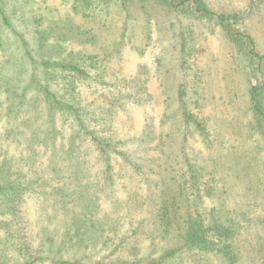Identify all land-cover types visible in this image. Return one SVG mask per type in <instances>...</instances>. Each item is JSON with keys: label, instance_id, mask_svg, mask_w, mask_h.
<instances>
[{"label": "rangeland", "instance_id": "obj_1", "mask_svg": "<svg viewBox=\"0 0 264 264\" xmlns=\"http://www.w3.org/2000/svg\"><path fill=\"white\" fill-rule=\"evenodd\" d=\"M87 2L0 0V186L26 184L0 207V264L154 262L181 247L152 233L180 196L242 225L238 264H264V0ZM53 62L83 71L69 85Z\"/></svg>", "mask_w": 264, "mask_h": 264}, {"label": "trees", "instance_id": "obj_2", "mask_svg": "<svg viewBox=\"0 0 264 264\" xmlns=\"http://www.w3.org/2000/svg\"><path fill=\"white\" fill-rule=\"evenodd\" d=\"M87 3H90L91 0ZM94 1V0H92ZM102 1V0H101ZM103 1H121L123 0H103ZM158 3L164 5H174V7L181 6L185 4L188 0H181L180 2H174V0H155ZM198 1V0H195ZM174 3V4H172ZM197 3V2H196ZM220 22H225L226 19L223 16H219ZM91 58H88L87 61L84 60L83 63L86 64ZM54 70L57 68L68 69L66 73L65 80L68 81L69 85H72L73 77L70 73L71 71H83L80 70V63H71V62H53L46 63ZM65 72V71H64ZM30 85V84H29ZM36 85V84H35ZM39 91H43V94L46 95V87L38 86ZM49 93V92H48ZM47 93V95H48ZM53 101L50 102L51 98H47L51 107L54 108L55 104L59 105L60 110H70L74 112V120L80 122V127L83 129L84 123L81 117L76 114V109L67 102H61L59 98H56L55 95H52ZM54 103V105H53ZM94 144L96 145L100 155L105 158L108 163L110 150L113 148L111 142L107 138H102L99 136H91ZM13 171V168H10ZM20 179V178H19ZM13 180L9 184V187L0 186V207L3 206V209L6 212L11 211L14 205V195L19 193L21 190L26 189L25 183L20 180ZM185 202H189V199H185L183 196L174 197L172 199H162L159 203L157 202V207L155 209V223L152 233L158 237L163 236L162 240H170L173 237L180 239L182 242L181 247L166 249L160 254L158 260L154 262H147L146 264H170L172 262L175 254L179 252L194 251L195 254H211L216 258L220 259L222 264H238L239 263V253L236 246V237L238 235V229L242 225H238L233 221L225 219L224 216H217L215 212L212 211L204 214L199 211L191 209L192 205L189 204L183 206ZM156 205V203H153ZM191 206V207H190ZM183 208H185L183 210ZM182 209V210H181ZM187 209V210H186ZM212 213V214H211ZM210 216V217H209ZM264 224V218L260 220ZM158 235V236H157ZM33 253V258L27 260L24 264H40L43 258L40 256L39 251L35 250ZM134 263H139L141 261L133 258ZM58 264H72L70 262H57ZM5 264V263H2ZM78 264V263H73Z\"/></svg>", "mask_w": 264, "mask_h": 264}]
</instances>
